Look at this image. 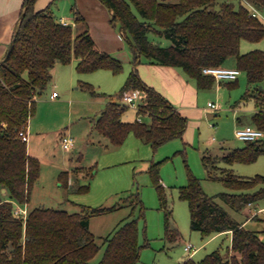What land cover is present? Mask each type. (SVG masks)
Segmentation results:
<instances>
[{"label":"trees","instance_id":"16d2710c","mask_svg":"<svg viewBox=\"0 0 264 264\" xmlns=\"http://www.w3.org/2000/svg\"><path fill=\"white\" fill-rule=\"evenodd\" d=\"M111 11V22L120 24L132 53V70L117 94L110 99L96 121V129L106 137L108 146H120L131 132L155 149L161 144L183 136L188 117L172 101L139 73L138 65L147 61L181 67L194 78L199 89L211 88L216 78L203 71L207 66L224 65L234 56L236 66L247 75V90L243 97L255 98L258 110L252 117L254 125L264 130V49L241 51L243 39L257 42L264 38V21L252 16L239 0H101ZM264 9V0H252ZM36 0H25L16 27L14 45L0 62V264H137L142 248L139 217L124 221L104 238L106 248L98 262L101 245L90 229L93 215L116 209L120 204L106 207L82 205L81 211L38 205L30 208L27 216L16 214L17 204L31 200L32 190L41 174V160L28 152V141L20 131L26 129L36 110V96L41 94L53 78L58 63L77 60L78 72L110 69L120 73L122 60L96 48L86 19L75 5L76 23L85 24L76 33L72 23H63L52 10V2L37 9ZM154 33L171 40L162 45L149 38ZM1 61V60H0ZM236 80H228L230 83ZM93 94H100L94 86L83 84ZM147 93L144 110L136 119L126 121L121 104L123 95L132 90ZM141 116V119L138 117ZM148 117L149 120H145ZM221 157L204 155L207 178L221 181L232 191L208 194L201 179L190 173L188 183L180 186V197L189 203L191 228L204 236L232 231L228 254L219 250L206 254L200 261L189 257L182 264H264V240L259 232L247 228L219 201L236 210L264 197V175L241 176L218 162H253L264 154V137L245 141ZM161 162L149 168L157 188L161 206L169 209L165 185L161 181ZM220 170V171H218ZM94 167L85 171L93 173ZM95 172V171H94ZM91 173V174H92ZM70 171L64 170L59 179L65 187L88 191L87 184H71ZM74 185V186H73ZM76 185V186H75ZM6 189V193L3 189ZM142 203L136 193L125 197L132 206ZM165 211L166 238L174 242L181 232Z\"/></svg>","mask_w":264,"mask_h":264},{"label":"rangeland","instance_id":"374dc122","mask_svg":"<svg viewBox=\"0 0 264 264\" xmlns=\"http://www.w3.org/2000/svg\"><path fill=\"white\" fill-rule=\"evenodd\" d=\"M232 1L239 4V0ZM76 2L83 7L80 9L81 13L96 37L102 40L113 34L114 40H122L124 46L120 53L124 69L120 73H114L110 69L81 73L72 61L61 63L53 69L51 82L36 96V110L29 121L30 133L34 138L29 140L28 146L32 155L41 160V174L32 190L29 207L43 204L74 212L81 211L82 205L106 207L120 204L114 210L91 217V229L101 245L94 262H98L104 254V238L132 217L140 218V243L147 242L137 264H180L189 257L198 262L214 250L227 255L232 244L231 233L225 231L213 237L204 236L200 230L192 229L189 203L180 197V186L188 183L192 173L201 179L208 194L232 191L223 182L207 178L208 171L203 156L221 157L230 149L246 143L236 136L239 124L234 110L229 108L230 98L241 101L239 104L242 108L249 110L255 107L254 99L243 98L247 85L246 73L242 71L237 82L233 84L222 81L220 85L217 80L211 88L200 89L197 98L200 111L183 100H171L174 105L187 111L188 126L183 136L171 139L155 149L131 132L120 146H108V137L101 134L95 124L110 99V94L118 99L117 94L133 67V53L127 39L122 35L120 24L110 23L108 14L105 21L104 14L101 16L94 0H57L53 3L52 10L58 16L67 17ZM104 9L106 10L105 5ZM74 28L78 33L79 27ZM149 38L162 45L171 44L170 39L154 33H150ZM256 48L264 49V38L257 42L247 39L241 42L242 52ZM226 65H236L235 57L230 56ZM85 82L92 84L101 93H91L83 85ZM53 89L59 92L57 99L50 97ZM208 100H212L219 107L212 110L217 112L212 119L207 117V112L211 111L206 109ZM140 110H144V107ZM136 114V109L128 107L123 119L132 121L136 119ZM250 117V113H245L242 118L245 123H249ZM144 119L147 121L148 117ZM61 133L75 138L71 148H64ZM153 162H161V181L165 185L169 215L181 232V236L174 242L166 238L165 211L169 209L161 206L149 171ZM218 165L230 168L241 176L264 175V154L253 162L237 161L228 164L221 161ZM68 167L74 168L68 170L71 173L69 182L87 184L88 191H79L70 186L67 188L61 184L59 175ZM91 167H94L95 172L86 174L85 171ZM130 193L138 194L142 200L140 205H136V200L131 198L133 205H136L132 215V206L125 199ZM219 201L236 219L246 221L247 228L257 230L264 240V197L242 210H236L220 199ZM188 243L193 244L195 250H186Z\"/></svg>","mask_w":264,"mask_h":264},{"label":"crops","instance_id":"0c3cea01","mask_svg":"<svg viewBox=\"0 0 264 264\" xmlns=\"http://www.w3.org/2000/svg\"><path fill=\"white\" fill-rule=\"evenodd\" d=\"M24 1L25 0H0V60H2L3 57L7 54L9 45H10V43L14 37L16 27L19 23V20L21 18V13L23 11ZM55 1H57V0H36L35 6L37 9H41V8L46 7L51 2H52V6H53V3ZM94 3H96V7L100 9L101 16H102V14H104V20L105 21H107L106 18H108L107 14L110 15L109 21L111 23L112 11L101 0H94ZM75 5L77 6L79 11L81 12L82 10H80V9H83V7L80 5V3L78 4V2L74 3V5L72 6V11H73V8ZM104 5L106 6V10L104 9ZM72 11H70V16L68 15L67 17L64 15L58 16V14H56V12H55V14L58 16V18L61 21L66 20L68 23H72L74 27L78 26L79 27L78 31L80 32L84 28L85 24L82 25L81 23H76L75 19H74V12H72ZM72 13H73V15H72ZM85 19H86V17H85ZM86 23L89 27V23L87 22V20H86ZM106 24H104V25H106ZM107 27H108V24H107ZM89 30H90V28H89ZM90 33L95 40V45H96V48L98 50L107 51V52H109V53L113 54L114 56L121 59L120 49H122L124 46V44H122L123 42H121L122 41L121 39L119 40V38H118L117 40H114L113 36H115V35L112 34L111 37H109L107 39L104 38L101 40L99 37H96V35L93 32H91V30H90ZM226 62H228V59ZM226 62L224 65H226ZM76 63H77V60L73 59L72 64L76 65ZM235 63H236V60H235ZM59 64H61V63H58L57 65H59ZM226 66H228V65H226ZM234 66H236V65H234ZM138 69H139V73L141 74L142 78L145 80V82L148 85L156 88L158 91H160L163 95H165L170 100H172L174 102H179V100H183L185 103L192 106V108H196L199 111L201 110L197 106V98L200 94V92H199L200 89L197 87L196 80L194 78L189 77L181 67H175V66H170V65H163V64H159V63H150L147 61H143L138 65ZM222 81H228V80L219 81L220 85H221ZM247 86H248V84L246 85L245 92L247 90ZM54 91L58 92V90L53 89V91L50 93V97ZM245 92H244V94H245ZM58 96H59V92L55 98H52V97L51 98L57 99ZM243 98L255 100V98L252 96L243 97ZM209 101H212V100L207 101V108L206 109L212 111V109L208 105ZM240 102L241 101H239L238 99H234V101H233L232 98H230V101H229V103H230L229 108L234 110V112H233L234 116L236 117L237 123L239 124V125L238 124L237 125L241 126V125H246V124H253V122H252L253 114L255 113V111L258 110L256 100H255V107H253L249 110H248V108H246V109L242 108V106L239 104ZM177 108L183 115L188 117V115L186 113L187 111H185V109L179 108L178 106H177ZM245 113H250V115H251V117H250L251 119H250L249 123H245L243 121L242 117H244ZM136 116H137V114H136ZM147 120H149V118ZM27 131H28V135H29V139H28V142H29L30 139L33 140V138H34L33 134L30 133L29 124L27 126ZM64 135L65 134L61 133V135H60L61 141H62V138ZM29 148L30 147L28 146V152H29V154L32 155V152ZM72 169H74V168L71 167V169H70L68 167L64 170H72ZM71 179H72V177H71ZM5 193H6V191H5ZM40 205H43V204H40ZM16 207L22 208L23 210H25L24 213H20L19 215L22 214L25 217L27 216L28 211L30 209L29 202L26 204H17ZM74 212H76V211H74ZM244 222L246 225V221H244ZM89 225H90V229H91V219H90ZM226 232H229L232 235L231 230L226 231ZM220 233H223V232L215 233V234H213V237L215 235H219ZM95 235H96V233H95ZM183 262H181L180 264H182Z\"/></svg>","mask_w":264,"mask_h":264},{"label":"built area","instance_id":"2783aa9c","mask_svg":"<svg viewBox=\"0 0 264 264\" xmlns=\"http://www.w3.org/2000/svg\"><path fill=\"white\" fill-rule=\"evenodd\" d=\"M243 2L249 9L250 14L252 16L259 17L261 19L264 18V13L262 12L264 9L259 7L256 3H254L252 0H240ZM63 23H68L66 20H62ZM204 73L213 75L216 80H236L239 78V75L241 74L242 70L237 66H226V65H220V66H207L203 68ZM58 95L57 91H54L51 94L52 98H55ZM121 104L126 105L128 107H132L136 109V111L140 110L147 104V93L142 90H132L126 92L123 97L120 99ZM209 107L213 109L219 108L215 102L209 101L208 102ZM141 119V116L138 117ZM21 137L28 141L29 135L27 132V128L20 131ZM236 136L244 141L249 140H255L261 137H264V130L256 125L253 124H246L241 125L236 128ZM75 142V138L70 135H64L62 138V144L64 148L69 149L73 146ZM25 210L22 208H16L15 213L20 214L24 213ZM186 250H195V247L193 244L188 243L185 246Z\"/></svg>","mask_w":264,"mask_h":264},{"label":"water","instance_id":"95a60500","mask_svg":"<svg viewBox=\"0 0 264 264\" xmlns=\"http://www.w3.org/2000/svg\"><path fill=\"white\" fill-rule=\"evenodd\" d=\"M15 39H16V36L13 37V39H12L10 45H9V48H8V51H7V55H6V56H8V54H9L10 51L12 50L13 45H14V42H15ZM5 59H6V58H3L0 62H3ZM216 115H217V112H216V111H208V112H207V117H208V119H212V118H214ZM3 191L5 192L6 189L4 188Z\"/></svg>","mask_w":264,"mask_h":264}]
</instances>
